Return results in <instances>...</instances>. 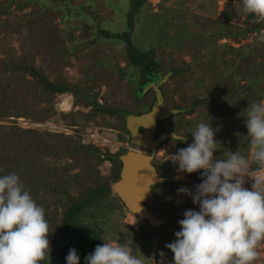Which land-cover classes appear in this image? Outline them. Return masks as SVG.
Returning a JSON list of instances; mask_svg holds the SVG:
<instances>
[{
  "label": "trees",
  "instance_id": "obj_1",
  "mask_svg": "<svg viewBox=\"0 0 264 264\" xmlns=\"http://www.w3.org/2000/svg\"><path fill=\"white\" fill-rule=\"evenodd\" d=\"M101 4V0H0V120L42 124L54 118L76 128L111 119L115 128L128 136L125 116L146 113L155 102L153 91L141 95L142 88L169 74L159 90L166 108L182 113L159 122L155 137L175 132L184 142L169 139L159 149L170 156L186 147L197 124L186 118L198 116L199 123H207L211 117L212 127L220 129L215 139L222 146L214 157L230 150L252 162L242 110L261 96L254 89L258 80L250 81V77L264 76V20L239 13L235 0L225 1L216 20L209 9L217 7L213 1L210 6L203 4L205 14L178 9L169 13L174 16L169 21L165 13H151L149 0H129L123 28L112 31L100 24L103 17L95 7ZM26 8L30 10L24 12ZM58 19L78 24L68 26L70 32L65 35L58 29ZM137 23L142 25V33ZM77 28L83 30L75 37ZM249 35H253L250 46L217 44L219 39L239 44ZM12 36L19 42L18 50L8 46ZM186 55L189 61L184 59ZM227 55L232 57L224 59ZM72 60L82 76L77 82L64 75V70L73 66ZM209 77L216 84L200 94V86ZM245 78L249 82L240 87ZM101 86L105 92L98 96L96 89ZM64 94L73 98L74 106L90 108L88 113L56 116L54 100ZM249 94L254 97L250 99ZM234 99V110L220 105ZM176 118L182 119L176 123ZM124 152H102L83 143L80 136L0 125V174L19 176L43 208L49 225L50 257L46 255L41 264H65L70 248L76 249L80 264H84V257L105 242V232L113 228L111 218L124 211L112 192L121 169L117 158ZM105 161L110 163L109 175L101 176L98 167ZM153 166L163 182L151 189L149 201L174 211L181 200L176 195L175 165L155 158ZM74 169L78 171L72 174ZM196 176L200 182V174ZM48 182L51 185L47 187Z\"/></svg>",
  "mask_w": 264,
  "mask_h": 264
},
{
  "label": "clouds",
  "instance_id": "obj_2",
  "mask_svg": "<svg viewBox=\"0 0 264 264\" xmlns=\"http://www.w3.org/2000/svg\"><path fill=\"white\" fill-rule=\"evenodd\" d=\"M237 11L264 20V0H235ZM244 124L254 149L252 162L227 150L215 139L220 129L209 122L197 123L191 143L171 153L176 179L199 173L194 189L181 186L196 208L186 209L178 221L174 240L165 244L172 260L159 252V264H254L256 248L264 240V103L248 104ZM184 142L172 133L171 141ZM219 157V158H217ZM250 183V187H245ZM198 209V210H197ZM49 225L44 210L32 198L16 173L0 174V264H41L50 257ZM124 243L103 242L84 257V264H144ZM65 264H80L70 248Z\"/></svg>",
  "mask_w": 264,
  "mask_h": 264
},
{
  "label": "rangeland",
  "instance_id": "obj_3",
  "mask_svg": "<svg viewBox=\"0 0 264 264\" xmlns=\"http://www.w3.org/2000/svg\"><path fill=\"white\" fill-rule=\"evenodd\" d=\"M215 2L217 7H209L213 15L211 16L212 19L216 20L218 19L219 13L223 11L224 3L226 0H149L150 7H151V13L158 14V15H164L168 16L169 20H173L172 15L169 13L174 10H186L194 14V15H201L205 14L207 9H204L203 7L206 5V3H209L208 6L212 4V2ZM102 4L101 6L95 7V11H97L102 17L103 20L101 21V25L104 29H110L112 31H120L123 28L124 23V14L123 12L126 11L128 7L129 0H101ZM81 4L80 2L78 3ZM205 4V5H203ZM216 9V10H215ZM30 9L26 8L23 10L24 12H28ZM216 12H213V11ZM170 15V16H169ZM73 14L71 18H73ZM206 16V15H205ZM0 19H3V16H0ZM61 21L58 19V29L60 32L64 33L65 35H68L70 32V28L68 26L75 27L77 26V22H66ZM252 23V22H250ZM138 24V23H137ZM141 24L139 23L137 25L138 32L143 30V28H140ZM172 25H175L174 23ZM85 27V26H84ZM195 29V28H194ZM206 29L208 30V26H206ZM62 30V31H61ZM83 29H76L74 31V36L76 37L82 32ZM196 31V29H195ZM144 32V31H143ZM139 37H143L142 35H139ZM73 39H75L73 37ZM253 35H249V38L247 40L241 41L239 44H235L231 42L230 40H221L219 39L217 41L218 45L223 44H229L232 47H240L242 45H251ZM76 40V39H75ZM3 44V41H0V45ZM6 41H4V44ZM140 45L143 46V42H139ZM19 42L16 41L15 37L12 36V39L9 40L8 46L15 48L18 50ZM69 46V43H66V47ZM177 48V47H176ZM232 57L231 55L225 56L224 59ZM186 61H189V56L186 55L184 57ZM72 67H68L64 70V75L67 79H69L71 82H77L82 78V76L79 74L77 63L72 60ZM232 78V77H229ZM228 78V79H229ZM258 80V83L254 86V89L261 92L260 100H256L255 98L252 100L253 102H261L264 103V76L258 75V78L250 77L251 80ZM207 83L204 85L202 83L201 93H205V89H210L211 86H213L215 83L214 78H208L206 79ZM244 84L239 83L240 87H243V85H247L249 82V79H244ZM230 84H228L229 86ZM197 89V88H196ZM96 90H98V96L102 95L105 92V87L101 86L98 87ZM221 90L222 87H221ZM148 92V91H147ZM145 92V94L147 93ZM144 94V95H145ZM251 98H253V94L248 95ZM54 100V109L57 112L56 116L59 115V113H88L90 108L86 107H80V106H74L73 98L70 95L64 94L61 96H58ZM174 100H177V97H174ZM236 99L222 102L220 105H228L227 107L229 110H234L236 105H233ZM232 104H231V103ZM201 117L198 116H189L188 121L192 123V125H195L196 123H199ZM182 119V118H180ZM179 118H176L174 122L178 123L180 121ZM167 120V119H166ZM235 120V119H234ZM233 120V121H234ZM165 121V120H164ZM184 121V120H183ZM97 125L94 123H90L88 126L85 127H76V128H70L64 124H62L60 121L56 122L54 121V118L47 120L45 123L42 124H33L30 123L27 120L24 119H17L16 122H13L12 118L0 120V125L4 126H17L21 129H36V130H43L48 131L54 134H64L67 136L77 137L80 136L82 139V142L85 144H92L95 147L99 148L102 152L104 150H108L111 154H117L120 152L121 149H124L125 154L128 151H135L137 148H135L130 143V138L122 134V132L119 129H116V123L115 121L111 119H105L97 120ZM205 122V121H204ZM166 124H171L169 121H167ZM101 125V126H100ZM231 125V124H230ZM247 129L245 130V132ZM120 134H122V138H120ZM254 149L250 148L249 150V158L252 157ZM120 154L119 156L123 155ZM118 156V157H119ZM169 155L165 153L163 148L158 149L156 154V160L157 161H164L165 159H168ZM118 159V158H117ZM250 162V161H249ZM251 163V162H250ZM110 170V163L105 161L98 167V172L101 176H108ZM78 170L74 169L71 173H76ZM177 175V174H176ZM196 175L198 173H193L191 175H184L183 179H176L177 182V188L184 186L191 189H194V186L198 184L196 180ZM50 182V181H49ZM47 183L46 186H50V183ZM113 185V183H112ZM245 187H250V183H246ZM48 189V188H47ZM177 190V189H176ZM176 195L181 199L180 202L175 205L174 211L171 210V208H168V206H158L153 205L149 199L145 202L147 205V208L149 211H151L157 219H161L164 221V224L157 226V227H150L146 221L139 220L135 216L131 215L127 210L121 212L120 214L113 215L111 218V225L112 229L108 232H105L104 240L105 242H113V243H124L132 247L134 254L139 255L140 252L143 254V260L144 264H159L160 256L159 252L164 251L166 253L165 260L167 262H170L172 260V253L169 252L164 246L165 244L171 242L174 240V233L179 230L178 221L183 218V212L186 209H192L196 208V206L190 207L192 205V201L187 196L178 195L176 191ZM198 210V209H197ZM142 221V222H139ZM116 234L115 236H111V234ZM257 251V258L254 261V264H262L264 260V240L260 241L258 243V246L256 248Z\"/></svg>",
  "mask_w": 264,
  "mask_h": 264
},
{
  "label": "water",
  "instance_id": "obj_4",
  "mask_svg": "<svg viewBox=\"0 0 264 264\" xmlns=\"http://www.w3.org/2000/svg\"><path fill=\"white\" fill-rule=\"evenodd\" d=\"M168 77L169 74L142 88L141 95L150 89L154 93L155 102L148 112L141 115L127 114L125 116V128L130 137V143L143 152L128 151L118 157L121 169L118 180L112 185L113 194L118 197L125 210L137 219L146 221L150 227L164 224L163 220L157 219L149 211L145 203L152 196L151 189L163 182V178L159 177L152 161L157 149L172 136V132H170L155 137L157 123L182 113L181 110H170L164 105L159 88L167 81ZM140 129L143 131L140 132Z\"/></svg>",
  "mask_w": 264,
  "mask_h": 264
},
{
  "label": "flooded vegetation",
  "instance_id": "obj_5",
  "mask_svg": "<svg viewBox=\"0 0 264 264\" xmlns=\"http://www.w3.org/2000/svg\"><path fill=\"white\" fill-rule=\"evenodd\" d=\"M164 105H165V103H164ZM169 119V118H168ZM162 122V121H161ZM159 123V122H158ZM158 123H157V127H158ZM143 130L142 129H140V132H142ZM128 137H129V134H128ZM130 138V137H129ZM135 147V146H134ZM135 148H137V147H135ZM159 149V148H158ZM158 149H157V151H158ZM135 151H141V152H143V150H141V149H139V148H137V150H135ZM157 151H156V153H155V156L153 157V160L156 158V154H157ZM152 165H153V161H152ZM155 168V167H154ZM157 171V170H156Z\"/></svg>",
  "mask_w": 264,
  "mask_h": 264
}]
</instances>
